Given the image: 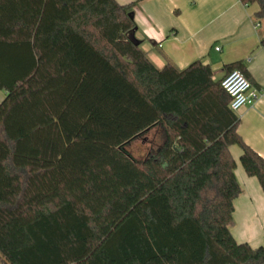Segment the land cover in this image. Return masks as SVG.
<instances>
[{"label": "trees", "instance_id": "1", "mask_svg": "<svg viewBox=\"0 0 264 264\" xmlns=\"http://www.w3.org/2000/svg\"><path fill=\"white\" fill-rule=\"evenodd\" d=\"M242 1L264 47V0ZM133 5L0 0L1 264H264L231 233L230 147L262 191L264 158L208 64L157 68L128 39Z\"/></svg>", "mask_w": 264, "mask_h": 264}, {"label": "crops", "instance_id": "2", "mask_svg": "<svg viewBox=\"0 0 264 264\" xmlns=\"http://www.w3.org/2000/svg\"><path fill=\"white\" fill-rule=\"evenodd\" d=\"M116 1L122 5L134 2L131 17L135 27L126 35L157 68L170 61L182 69L199 60L220 79L227 64L242 62L245 76L259 97L235 112L237 132L264 158V47L260 44V26L254 21L258 6L242 0ZM3 97L0 90V101ZM230 151L241 187L234 201L231 233L237 242L256 247L264 244V191L255 177L245 173L240 148L232 145Z\"/></svg>", "mask_w": 264, "mask_h": 264}, {"label": "built area", "instance_id": "3", "mask_svg": "<svg viewBox=\"0 0 264 264\" xmlns=\"http://www.w3.org/2000/svg\"><path fill=\"white\" fill-rule=\"evenodd\" d=\"M220 84L230 98L229 108L233 112L238 111L245 105L254 103L259 97V92L238 69L225 73Z\"/></svg>", "mask_w": 264, "mask_h": 264}, {"label": "rangeland", "instance_id": "4", "mask_svg": "<svg viewBox=\"0 0 264 264\" xmlns=\"http://www.w3.org/2000/svg\"><path fill=\"white\" fill-rule=\"evenodd\" d=\"M152 136L153 131L147 134V138H144L143 136L134 138L127 144V150L137 160L145 157L151 144L148 141L152 139Z\"/></svg>", "mask_w": 264, "mask_h": 264}]
</instances>
